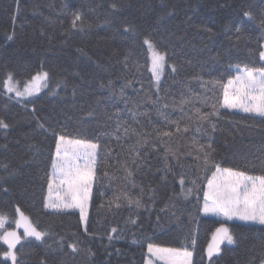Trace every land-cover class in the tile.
<instances>
[{"label":"trees","instance_id":"16d2710c","mask_svg":"<svg viewBox=\"0 0 264 264\" xmlns=\"http://www.w3.org/2000/svg\"><path fill=\"white\" fill-rule=\"evenodd\" d=\"M111 2L112 0H20V14L14 21V0H0V118L11 125L8 130L0 129V145L8 144V151L0 147V162L10 163L13 167L19 163L28 142L25 141L24 134L35 126V122L30 120L33 108L36 109V115L48 119L55 126L52 117L59 118L64 113L75 119L81 106L86 108L88 103H94L100 98L101 110L114 112L120 109V118L131 122L125 104L119 100L120 89L126 79L132 80V86L124 88L125 96L142 104L139 111L147 110L150 113L151 123L149 117H137L145 130L150 132L154 127H164L163 117L156 114L149 99V96L155 99L156 89L153 87L155 82L149 68L147 47L143 44L142 35L123 33L120 22L125 18L140 25L143 32H150L157 39L159 34L154 31L156 28H167L169 33H174L171 39L159 46L160 50L167 49L169 53L166 72L160 81V95L164 96V89L168 90L161 105H170L168 109H164L170 119L175 120L182 115L179 108L181 93L185 97L207 94L213 100L218 98L222 102V88L211 84L202 87L199 81L188 79L191 76L199 74L204 81L216 79L226 84L237 72L234 65L264 67V60L258 54L261 50L259 45L264 43L258 22L243 16L244 11L250 10L259 17L264 12V0H117L125 7L114 14L109 8ZM75 11H80L93 27L86 28L83 32L73 29L71 14ZM167 12L174 14L166 15ZM106 16L111 23H105ZM237 28L240 29L238 43ZM204 29H211V32ZM13 32L14 39L10 41L7 36ZM81 48L87 55H81L77 51ZM113 51H117L119 56L109 61L107 58ZM129 53V67L125 69L116 60H123ZM188 60L192 63H187ZM172 63L178 65V72L171 71L169 65ZM41 69L49 72V84L40 94L18 99L5 91L3 81L7 73L11 72L22 83ZM108 80L113 81L115 95L110 96L109 90L98 88L101 81ZM74 85L79 86L75 97L72 96ZM173 99L176 106H173ZM195 108H200L202 112L212 110L198 100L184 106L185 112H194ZM219 111V117H212L213 122L217 123L215 132L210 135L195 133L193 125L192 131L184 138L175 139L173 147L187 150L191 145L190 138L195 136L200 143L213 144L222 167L247 169L250 174H261L259 166L253 169L247 161H252L264 151V118L222 107ZM61 123L64 121L61 120ZM75 128L74 120L69 121L64 131L75 135ZM91 135L89 133V138ZM134 139L127 143L134 142ZM18 140L19 144L16 143ZM32 142L40 143L43 148V155L37 164L13 177H6L0 167V212L9 218V226L13 225L18 207L39 230H50L58 234L56 238L73 231L79 232L83 241L82 248H91L96 253L95 264L108 262L105 246L108 245L107 231L111 227L122 230L118 238L112 241V247L108 248L113 253L111 264H145L149 256L147 245L150 243L184 248L193 253L192 264H209L206 247L212 232L227 222L231 232L237 237V242L224 244L221 253L213 257L211 264H250L253 258L255 264H259L258 254L264 247V228L237 220L224 221L205 214L201 211L203 191L188 200L180 197L174 210L175 215L160 212L169 196L180 191L179 173L184 172L188 180L199 175L200 187L206 186L207 178L212 173H197L198 162L192 157L184 160L182 169H175L177 176L169 174L167 182H162L161 173L155 172L161 166L162 146L160 152L147 149L151 171L147 167L142 168L139 172H134L132 179L138 184L158 185L155 205L145 196L143 207L135 208L132 205L130 209L125 205L108 212L101 209L100 205L106 204L114 194L121 192L125 184L122 179L125 173L117 171V157H109L107 164L112 167L105 166L101 170L119 178L93 185L88 229L96 233L97 238L92 239L84 235L78 211L72 214H54L52 210L44 209L47 175L51 172L49 156L54 150V144L51 137L45 141L41 135H35ZM100 143L110 144L115 153H119V160L127 158L126 151L118 146L114 138L101 136ZM120 143L124 144L125 141L121 140ZM5 178L7 183H4ZM186 186L191 187V184L186 183ZM3 187H7L8 191L4 192ZM127 191L133 198L138 195V189H133L130 185ZM157 215L160 217L159 221ZM130 216L136 219V225L128 222ZM100 237L104 239L101 240ZM48 242L51 243V239ZM6 249V244L0 239V253ZM116 249L120 250V255L116 254ZM16 250L20 264H38L43 251L40 242L35 241L34 237H25L16 246ZM60 258L49 254L50 261ZM63 260L65 264H91L86 252L77 256L75 261L70 256L63 257ZM0 264H11V261L0 255Z\"/></svg>","mask_w":264,"mask_h":264},{"label":"snow or ice","instance_id":"6c2138e0","mask_svg":"<svg viewBox=\"0 0 264 264\" xmlns=\"http://www.w3.org/2000/svg\"><path fill=\"white\" fill-rule=\"evenodd\" d=\"M16 5V16L20 14V0H14ZM99 7V5L97 6ZM125 5L118 3L117 0H112L109 8L114 14ZM94 11V9H90ZM173 12H167L166 15H173ZM71 27L83 32L86 28L91 29L93 24L86 20L85 16L80 11H75L72 14ZM243 16L249 20L257 21L258 27L261 31V39L264 40V12H261L259 17L255 16L252 11L246 10ZM46 19H48L46 17ZM163 17H161V20ZM105 23H111L108 17H105ZM120 27L123 33H131L133 36L142 35L143 44L147 45L151 53V67L152 79L155 81L153 87L156 89L155 99L151 100L154 110L157 115L163 117L165 121L164 127H154L152 131H146L144 125L137 119L139 116L149 117L151 123L150 113L139 111L142 104L138 101H133L125 96L124 88L132 86V80L126 79L124 85L121 86L119 93V100L125 104L128 110L131 122L129 119L120 118V109L114 112H109L107 109L101 110V100L97 98L94 103H88L87 107L81 106L78 109V115L73 116L67 114H60V117H52L55 126L48 122V119L41 118L36 115V109L31 110V121L35 122L34 128L30 132L24 134L26 151L19 158V163L13 167L10 163L0 162V167L3 168L6 177H13L25 169L31 168L37 164L40 157L43 155V148L40 143L32 142L35 135H41L45 141L49 137L52 138L54 150L51 152L50 167L51 172L47 175V196L44 198V209H50L54 214H72L78 211L79 222L83 225V233L92 239L97 238V234L90 232L88 229L89 224V208L92 201L93 185L104 180L111 182L113 179H118L110 175L108 171L101 170L107 166L111 168L112 165L107 164L109 157H117V164L119 167L117 171H123L125 175L122 179L125 181L123 190L118 194H114L106 204H101V209H106L112 212L114 209L118 210L127 205L130 209L134 205L135 208H140L144 205V197L146 196L153 205L156 203L157 186L152 183L147 185L138 184L132 179L134 172H139L142 168L147 167L151 171V165L148 163V151L151 148L160 152L162 146L161 166L155 169L156 173H161L160 180L167 182L169 174L174 177L177 176L176 168L184 167V160L192 157L198 162L197 173L203 171L205 173L211 172V177L207 178V184L201 188L199 185L200 176L188 180L184 172L179 173L178 183L180 191L173 192L169 196L168 201L160 212L171 213L175 215L177 201L180 197L188 200L189 197L203 191V205L201 211L204 213H211L217 216H224L228 220L235 218L243 222H251L252 224L259 225L264 228V151H261L252 161H247L255 169L257 166L261 169V174H250L247 169L241 170L234 167H222L220 160L217 159L218 151L213 147L212 143H200L195 136H192L191 145L187 150L182 151L180 148H174L173 143L176 138H184L195 125V133L204 132L209 134L217 130V123L213 122L212 117H219L221 115L219 109L225 108L229 110L237 109L244 113L254 114L255 116L264 118V67H248L245 65L243 68L239 64L236 65L238 75L232 79H228L227 84H223L220 80L211 79L204 81L203 77L195 74L188 79L199 81L201 86L207 84L219 86L223 90L222 102L217 98L213 100L212 96L207 94H194V97H185L183 93L180 94L179 108L182 113L178 119H170L164 109L169 108V104L161 101L167 97L168 90L164 89L165 95L161 96L160 81L164 75L165 65L168 64L169 53L167 49L160 50L159 46L165 40L171 39L174 33H169L167 28L154 29L159 34V39L153 36L152 33H145L142 27L133 24L127 18L120 22ZM211 32V29H204ZM237 36L236 42L240 40V29H236ZM167 33V35H165ZM43 34V33H42ZM15 33L8 35V40L14 39ZM259 58L264 60V43L259 45ZM81 55H87L83 48L77 50ZM131 53L125 55L123 60L117 59L116 62L123 65L125 69L129 67V59ZM119 56L117 51H113L107 58L111 61L113 58ZM91 59V57H89ZM187 63L191 64L192 61L188 60ZM173 73L178 72L179 67L176 63L169 65ZM49 80V72L43 71L31 77V80L26 85L24 91H20L15 86L14 77L11 72L7 73L6 79L3 81V87L7 92H15L17 97L25 95H32L39 92L41 86L47 87ZM66 86V85H65ZM78 85L72 88V96L77 95ZM101 90L107 89L111 95L114 93V85L112 80L107 82L101 81L98 84ZM191 91V89H189ZM208 91H211L210 89ZM147 95V94H146ZM215 95V93H213ZM107 97V98H110ZM198 100L202 105L210 106V112H202L200 108H195L194 112H185L184 106L194 104ZM131 104V107L129 105ZM173 106H176V101L173 99ZM61 120L64 123H61ZM76 125L75 135L66 134L64 131L67 123L73 121ZM94 121V123H93ZM11 125L3 118H0V129L8 130ZM91 133V138H89ZM107 136L114 138L118 146L124 149L127 158L119 160V153H115L110 144L102 145L100 137ZM5 140L7 136L5 135ZM132 143H127L133 140ZM124 140L125 143L121 144L120 141ZM17 144L20 141H16ZM228 140H225V144ZM5 151H8V144L0 145ZM214 169V171H213ZM7 183V179H4ZM186 183H190L191 187H187ZM133 189H138V195L133 198L129 191L128 186ZM2 187V186H0ZM3 191L7 192L8 188L3 187ZM55 193V198L54 194ZM16 211L24 221V236L34 237L35 241H39L42 246V254L39 257L38 264H65L63 257H71L75 261L76 257L82 252H86L87 258L91 264H95L96 253L91 248H82L83 241L80 238V233L73 231L70 234L60 235L53 233L50 230H39L38 226L33 225L27 217L24 216L20 209L17 207ZM160 217L157 215V221ZM7 217L0 214V229H4ZM129 223L136 225V219L129 217ZM20 226V222L17 221ZM122 230L118 227H111L107 231L106 239L108 245L105 246V255L108 257L107 264H111L112 252L108 248L112 247V241L118 238V234ZM7 244V250L0 253L6 260H10L11 264H20L16 246L20 243L21 237L15 231L5 230L3 235L0 236ZM51 239V243H49ZM101 240L104 237H100ZM228 244H235L237 237L225 226L217 228L213 236V243L209 244L207 248V258L211 264L213 257L221 253V244L224 242ZM193 245L195 240L192 241ZM117 255H120V250H115ZM147 252L150 259L146 264H156V261H163L164 264H192L193 253L187 250L177 248H165L154 244L147 245ZM49 254L54 257H61L50 261ZM259 264H264V247L259 251ZM154 258V259H153ZM255 264V258L250 262Z\"/></svg>","mask_w":264,"mask_h":264},{"label":"rangeland","instance_id":"374dc122","mask_svg":"<svg viewBox=\"0 0 264 264\" xmlns=\"http://www.w3.org/2000/svg\"><path fill=\"white\" fill-rule=\"evenodd\" d=\"M146 47H147V45H146ZM147 51H148V57H149V68H150V67H151V53L149 52L148 48H147ZM166 67H167V64L165 65V71H164V74H165V72H166ZM243 67H244V66H241V68H243ZM233 68L237 70L236 65H234ZM43 71H47V70H45V69H41V70H39L38 72H36L35 74H33L32 76L36 75L37 73L43 72ZM238 74H239V73H238V71H237L236 74H235V76L238 75ZM32 76H31V77H32ZM163 76H164V75H163ZM163 76H162V78H163ZM235 76L231 77L230 79L234 78ZM31 77H29V78H27L26 80L22 81V83H21V81H17V80L14 78L15 86L18 87V88L20 89V91H24L26 85H28V82L31 80ZM162 78H161V80H162ZM154 82H155V81H154ZM48 84H49V80L47 81V87H48ZM226 84H227V82H226ZM47 87H44V86L42 85L41 88H40V91H39V92H35V93H33L32 95H25V96H23V97H17V96L15 95V92H12V93H10V94H13V96H15V97L18 98V99H24V98H28V97L30 98V97H33V96H36V95L40 94L41 91H43V90H44L45 88H47ZM5 91H7V90L5 89ZM8 93H9V92H8ZM233 110H235V111H240V110H237V109H233ZM240 112H242V111H240ZM47 194H48V193H47ZM53 195H54V198H55V193H54ZM20 212H22V213L24 214V216L27 217V218L29 219V221H31L30 217H29L26 213H24L22 210H20ZM0 214H3V213L0 212ZM208 214H209L210 216H214V217L219 218V219H222V220H224V221H229V220H228L226 217H224V216H217V215H214V214H211V213H208ZM3 215H5V214H3ZM5 216H6V215H5ZM6 217H7V216H6ZM232 220H236V219L233 218ZM17 221L20 222V226L17 225ZM237 221H239V220H237ZM240 222H243V221H240ZM9 223H10V221H9V218L7 217V220H6L5 225H4V229H0V236L3 235V233H4L5 230H7V231H15V232L21 237V240H23V239L25 238V236H24V227H23L24 221L22 220V218H21V216L19 215L18 212H17V215H16L15 219L13 220V225L9 226ZM31 223H32V221H31ZM248 223H251V222H248ZM32 224H33V223H32ZM221 225L227 227V228L231 231V229H230V227H229V225H228L227 222H224V223H222ZM221 225H219L217 228L221 227ZM217 228L212 232V235H211L210 240H209V242H208V245H207V247H206V255H207V248H208L209 244L213 243V236H214V234L216 233ZM1 240H2V239H1ZM21 240H20V241H21ZM2 241H3V240H2ZM3 242H4V241H3ZM4 243H5V242H4ZM226 243H227V242L225 241L223 244H221V247H222L224 244H226ZM5 244H6V243H5ZM227 244H228V243H227ZM17 245H18V244H17ZM154 245H157V246H160V247H165V248H175V247L164 246V245H158V244H154ZM6 246H7V244H6ZM7 247H8V246H7ZM177 249H181L182 251H183V250H186V249H184V248H177ZM6 250H7V249H6ZM187 251H189V250H187ZM190 252H191V251H190ZM149 259H150V256H148V258L146 259V261L149 260ZM153 259H154V258H153ZM160 263L164 264L163 261H156V264H160ZM145 264H146V263H145Z\"/></svg>","mask_w":264,"mask_h":264},{"label":"crops","instance_id":"0c3cea01","mask_svg":"<svg viewBox=\"0 0 264 264\" xmlns=\"http://www.w3.org/2000/svg\"><path fill=\"white\" fill-rule=\"evenodd\" d=\"M206 214V213H205ZM208 214V213H207Z\"/></svg>","mask_w":264,"mask_h":264}]
</instances>
